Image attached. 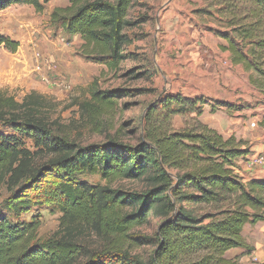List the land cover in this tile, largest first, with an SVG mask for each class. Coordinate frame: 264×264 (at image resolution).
Instances as JSON below:
<instances>
[{"label": "trees", "instance_id": "1", "mask_svg": "<svg viewBox=\"0 0 264 264\" xmlns=\"http://www.w3.org/2000/svg\"><path fill=\"white\" fill-rule=\"evenodd\" d=\"M49 1L0 0V11L15 3L31 4L40 11ZM206 1L210 13L229 29L220 33L224 41L220 49L229 51L232 64L250 71V82L264 91V0ZM132 3L69 0L67 7L54 8L51 21L78 35L87 56L114 70L127 57L124 47L131 43L125 29L135 24L128 17ZM0 44L11 52L18 46L7 36H0ZM30 97L17 102L0 91V120L11 130L0 137V181L10 189L24 181V189L33 193L32 197L21 194L24 189L12 193L9 210L45 202L56 205L62 215L58 230L39 240L37 219L17 222L0 213V264H238L226 252L252 249L242 230L246 223L264 220V179L244 180L236 172L238 162L250 154L241 140L203 124L198 131L154 125L136 144L116 137L81 143L71 139L63 125L40 116ZM116 98L114 91L101 90L93 82L89 98L79 108L94 123L100 113L115 107ZM197 101L175 95L166 96L159 105H184L198 116L202 106ZM155 111L152 106L149 116ZM174 114L176 110L170 109L166 119ZM25 140L34 150L25 146ZM38 152L46 160L34 164ZM85 172L99 173L107 183L77 178ZM117 179H144L148 187L142 191L112 187ZM215 202L222 205L201 215L186 206ZM152 215L163 221L152 253L144 259L130 246L147 238L132 230ZM85 228L100 240L94 252L77 239Z\"/></svg>", "mask_w": 264, "mask_h": 264}, {"label": "rangeland", "instance_id": "2", "mask_svg": "<svg viewBox=\"0 0 264 264\" xmlns=\"http://www.w3.org/2000/svg\"><path fill=\"white\" fill-rule=\"evenodd\" d=\"M42 4L40 11L31 4L18 3L0 11V36L18 42L14 52L0 44L2 94L17 102L31 94L29 100L37 102L40 116L63 125L64 132L81 143L116 137L136 144L154 125L170 126L176 131H198L205 124L224 137L233 135L241 140L242 146L250 150L248 156L264 155V91L250 82V71L232 64L229 51L220 49L224 43L220 33L229 29L223 20L210 13L208 1L133 0L128 17L135 24L125 29L131 43L124 47L127 57L114 70L87 56L78 35L66 33L51 21L54 8L67 7L69 0ZM93 82L97 88L117 94L115 107L100 113L94 123L79 108L89 98ZM175 95L198 100L201 115L184 105L171 104L169 108L159 105L166 96ZM152 106H156V111L149 116ZM170 109L176 110V114L167 120ZM10 132L9 126L0 120V137ZM25 146L34 150L29 140H25ZM45 160L43 154H34V164ZM77 178L90 184L107 183L99 173L85 172ZM47 181L45 178L43 184ZM25 184L22 181L10 189L0 181V213L17 222L37 219L40 222L37 237L46 239L59 228L62 213L56 205L43 202L15 211L8 208L12 193L16 195ZM110 185L126 191L148 187L144 179H117ZM20 193L33 196L27 189ZM221 205L220 202L186 204L197 215L212 212ZM162 221L160 216L152 215L146 224L132 230L133 234L147 238L133 241L130 246L133 253L148 259ZM77 234L90 252L100 245L99 238L88 228ZM242 235L252 249L234 248L225 256L236 259L238 264H264V220L246 223Z\"/></svg>", "mask_w": 264, "mask_h": 264}, {"label": "crops", "instance_id": "3", "mask_svg": "<svg viewBox=\"0 0 264 264\" xmlns=\"http://www.w3.org/2000/svg\"><path fill=\"white\" fill-rule=\"evenodd\" d=\"M222 134V133H221ZM231 136V135H229ZM228 136V137H229ZM250 156H246V159H248ZM244 161H239L238 162V168H236V172L244 179V180H248L250 178H255V179H264V166L258 169H254L256 170L255 172H253L254 170L249 168ZM251 172V173H250Z\"/></svg>", "mask_w": 264, "mask_h": 264}, {"label": "built area", "instance_id": "4", "mask_svg": "<svg viewBox=\"0 0 264 264\" xmlns=\"http://www.w3.org/2000/svg\"><path fill=\"white\" fill-rule=\"evenodd\" d=\"M246 164L251 169H258L264 166V155L259 153L256 155H252L248 159H246Z\"/></svg>", "mask_w": 264, "mask_h": 264}]
</instances>
